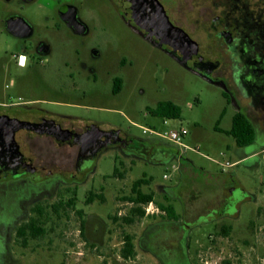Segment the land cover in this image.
Here are the masks:
<instances>
[{"label":"rangeland","instance_id":"obj_1","mask_svg":"<svg viewBox=\"0 0 264 264\" xmlns=\"http://www.w3.org/2000/svg\"><path fill=\"white\" fill-rule=\"evenodd\" d=\"M60 1L77 7L86 22L87 37L73 36L61 23L57 17L59 2L39 0L23 14L36 27V38L50 43L53 51L46 65L30 60L21 66L23 42L8 33L4 24L8 14L18 9L0 0V112L35 111V118L53 117L78 127L119 131L141 141L169 144L182 158L144 157L111 146L79 182L70 180L72 167L55 171L68 180H45L36 185L1 182L0 264H162L145 247L151 228L173 219L180 224L185 216L197 219L223 194L216 179L222 173L234 176L257 201L242 203L236 217L213 221L211 215L197 220L190 235V261L264 264V221L257 217L258 208L264 205V160L260 155L243 160L245 151H260L264 142L257 149L245 150L226 134L238 112L228 91L190 72L149 43L123 17L113 0ZM163 2L174 20L183 22L199 16V1ZM72 49L79 51L78 56L72 57ZM93 51L99 57H94ZM65 61H75L76 68H65ZM71 72L76 75L73 79L69 78ZM117 78L123 84L116 95L113 89ZM163 101L181 108L178 120L165 124L163 119L150 115L149 110ZM239 103L247 105L242 99ZM145 128L162 133L184 128L189 134L182 147L144 134ZM227 163L232 166L227 167ZM173 165L178 167L175 172ZM164 175L171 177L164 179ZM140 179L149 181L142 191L154 194L153 207L147 212L149 207L144 206L145 217H134L135 222L127 224L124 219L131 218L137 207L128 199ZM194 192L195 198L190 196ZM90 193L95 195L94 202L87 204ZM73 197L75 208L61 210L58 215L49 209ZM37 204L46 211V232L24 245L16 231L37 216L32 212ZM171 206L176 218H170L162 209ZM222 224L233 225L235 230L224 237L219 228ZM125 235H131L135 245V254L128 260L121 254ZM163 243L159 244L170 249L167 242Z\"/></svg>","mask_w":264,"mask_h":264},{"label":"flooded vegetation","instance_id":"obj_2","mask_svg":"<svg viewBox=\"0 0 264 264\" xmlns=\"http://www.w3.org/2000/svg\"><path fill=\"white\" fill-rule=\"evenodd\" d=\"M5 1L9 6L15 5L18 9L8 14L4 24L6 30L8 31L9 26L14 34L8 33L23 42L22 55L19 58L20 65L25 66L30 60L46 65L47 57L52 53L53 48L47 41L40 37L36 38V27L23 14L27 7L38 3L39 0ZM56 1L59 2L57 17L61 23L73 36L87 37L89 31L77 7L71 3ZM158 1L164 7L171 24L184 31L197 43L195 53H183L180 50L175 51L169 45H160L157 36L149 37L147 31L131 22L113 0L123 17L149 43L165 51L178 63H180L178 59L185 57V65L180 63L183 67L228 91L229 100L238 110L236 114L242 113L247 116L256 130V143L250 147L259 148L260 143L264 142V0H185L186 2L199 1V16L197 19L188 21L181 19L183 22L179 19H172L164 0ZM72 21H76L77 25L70 28L67 23ZM70 53L74 57L78 56L79 51L72 49ZM92 55L99 57L97 51H93ZM75 63V61H65L64 66L67 69H74L76 68ZM75 76L74 72H71L69 78L73 79ZM116 80L121 79L117 78L114 82ZM240 99L246 101L247 105L240 104ZM37 113L35 111L0 112V115L41 124L43 127L40 130L44 131L43 134L29 129L16 132L15 140L23 158L15 167V164L2 166L0 183L36 185L44 183L45 180H68L55 171L69 167H72L74 171L70 180L79 182L84 179L82 175L93 168L100 155L111 146H117L128 153L144 157H160L165 160L173 157L182 158L180 152L169 144L141 141L119 131H113L114 136L109 137L106 131L93 126L78 127L53 117L35 118L34 115ZM91 129L97 133V136L84 138L83 136ZM0 143L5 142L0 141ZM83 143H86L85 148ZM6 162L12 163L13 159L6 160ZM216 179L220 184L218 186L223 188V194L207 206L205 212L197 219L189 220L185 216L180 224L173 219L151 228L148 234L149 243L145 247L149 248L162 264H178L179 261H182V264H192L190 235L197 225V220L211 215L214 217L213 221L229 216L236 217L239 215L242 203L251 199L257 201L256 197L247 193L234 176L222 173ZM216 190L218 191V188ZM196 194L194 192L190 196L195 198ZM231 211L235 213L232 214ZM257 217L259 221H264V205L258 208ZM251 225L261 228L260 224L251 223ZM219 228L224 237L229 236L235 230L233 225L226 224L220 225ZM164 230L167 233L163 235ZM153 241L156 244H153ZM160 242L162 245H164L163 242H167L170 249L165 247L167 249L165 250L164 246L159 244Z\"/></svg>","mask_w":264,"mask_h":264},{"label":"trees","instance_id":"obj_3","mask_svg":"<svg viewBox=\"0 0 264 264\" xmlns=\"http://www.w3.org/2000/svg\"><path fill=\"white\" fill-rule=\"evenodd\" d=\"M123 82L121 80H116L114 82V94H119L122 90ZM149 113L152 117L168 120H178L181 117V108L171 101L160 102L156 108L150 109ZM219 132H224L221 129H217ZM227 135L233 137L236 141V144L239 148L245 149L252 146L256 140V130L252 122L242 113H238L233 118V124L230 131L226 132ZM118 170H116L115 175H117ZM149 184V181L145 179H140L136 181L132 188V197L128 200L135 204L137 207H134L132 210L133 216L131 218H125L127 224H133L135 222L134 217H145L144 206H147L149 203L154 201V194L144 193L142 187ZM100 199L104 201L103 196L99 195ZM95 195L93 193L89 194L87 198V204L94 202ZM76 197L71 198L69 201H58L57 203L51 205L49 209L54 214H59L61 210H70L75 208ZM166 212L167 216L170 218H176V212L174 208L171 207H162ZM33 213L36 214V217H31L28 221L24 222L17 229V238L23 240V244L29 240L40 239L45 234V226L48 222L46 219V211L43 206L37 204L33 209ZM48 213V212H47ZM82 212H79L81 214ZM81 228L84 229V223H82ZM227 235V233H225ZM122 257L126 260L130 259L135 254V245L133 237L131 235L124 236V247L122 249Z\"/></svg>","mask_w":264,"mask_h":264},{"label":"water","instance_id":"obj_4","mask_svg":"<svg viewBox=\"0 0 264 264\" xmlns=\"http://www.w3.org/2000/svg\"><path fill=\"white\" fill-rule=\"evenodd\" d=\"M118 7L126 15V17L133 23L140 25L148 33L149 37L157 36L160 41V45L165 44L174 48L175 51L189 52L193 54L197 50V43L194 42L184 31L175 28L169 18L167 17L164 7L158 0H115ZM26 23V22H24ZM28 25V23H26ZM68 27L73 28L77 25L76 21L67 23ZM8 32L14 34L11 28L7 27ZM183 65L186 63V58L178 59ZM43 125L34 124L27 121L11 118L7 115H0V169L2 166L10 165L14 167L19 165L23 158L18 144L15 140L16 132L21 129L36 130L39 134H43ZM60 130V129H59ZM97 136L94 130H89L84 138L90 136ZM109 137L114 136V132H107ZM83 147H86V143H83ZM264 150V146L260 151L253 152L250 156L251 159L256 154ZM13 159V164L6 162V160Z\"/></svg>","mask_w":264,"mask_h":264},{"label":"built area","instance_id":"obj_5","mask_svg":"<svg viewBox=\"0 0 264 264\" xmlns=\"http://www.w3.org/2000/svg\"><path fill=\"white\" fill-rule=\"evenodd\" d=\"M165 121V124H167L168 119H163ZM144 134H148L152 137H160L166 140H169L170 142H173L174 144L178 145V146H182L185 147L183 145V139L189 134L187 129H181L180 131H175V130H171L169 132H159L157 129L155 128H145L144 129ZM260 155L261 158L264 160V150L259 152V154H256L255 156ZM231 163H227V167H231ZM173 168V172L178 170V167L176 165L172 166ZM171 177V175H164V179H169ZM148 209L147 212L150 211V208L153 207V202L148 204Z\"/></svg>","mask_w":264,"mask_h":264},{"label":"crops","instance_id":"obj_6","mask_svg":"<svg viewBox=\"0 0 264 264\" xmlns=\"http://www.w3.org/2000/svg\"><path fill=\"white\" fill-rule=\"evenodd\" d=\"M245 150H247V149H245ZM245 152H246V156H245L246 158H243V160H252L250 156L252 155L253 152H247V151H245ZM205 187H206V185H205ZM206 188H209L208 185Z\"/></svg>","mask_w":264,"mask_h":264}]
</instances>
